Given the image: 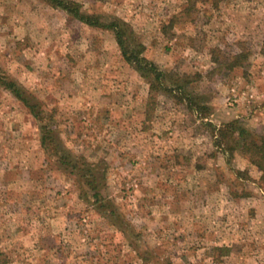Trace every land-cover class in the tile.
<instances>
[{"label": "rangeland", "instance_id": "obj_1", "mask_svg": "<svg viewBox=\"0 0 264 264\" xmlns=\"http://www.w3.org/2000/svg\"><path fill=\"white\" fill-rule=\"evenodd\" d=\"M74 1L128 24L161 69L201 72L214 124L239 119L264 134V0L216 10L188 0ZM234 56L241 68L205 77ZM0 70L52 115L72 153L105 169L115 215L130 230L81 201L46 159L32 116L0 87V264H264V195L213 156L184 108L162 96L149 107L148 86L111 32L43 0H0ZM232 167L259 176L237 156Z\"/></svg>", "mask_w": 264, "mask_h": 264}, {"label": "trees", "instance_id": "obj_2", "mask_svg": "<svg viewBox=\"0 0 264 264\" xmlns=\"http://www.w3.org/2000/svg\"><path fill=\"white\" fill-rule=\"evenodd\" d=\"M191 1L216 10L224 0H188L187 3ZM43 2L50 8L65 13L71 20L91 28L111 32L124 62L148 86L149 107H153L157 97L162 96L174 105L184 108L192 116L194 122H198L199 128L209 136L214 148L213 156L223 157L227 168L237 180L251 182L264 195V134L258 133L239 119L220 125L214 124L210 120L214 111L212 105L214 96L211 89H199L204 80L201 72L180 75L161 69L143 55L145 47L131 27L115 16L85 11L83 5L74 0H43ZM194 3L188 5L185 12L193 10ZM174 21L176 20L171 19L170 23L173 24ZM215 52L220 51L213 50L211 53ZM261 55H264V43ZM243 60L241 56H234L227 68L216 71L214 67L205 74V77L217 75L223 71L227 72L229 69L241 68ZM212 62L218 65L217 58ZM0 87L8 91L32 116L39 131L40 148L53 169L72 179L79 190V198L87 204V207H91V211H94L100 218L111 220L113 226L128 236L130 230L123 225L119 215H115L114 200L110 199L106 192V172L105 169H100V163H90L84 156L72 153L61 138L52 115L38 105L31 93L26 92L1 70ZM235 156L247 161L255 168L259 174L256 180L251 179L247 172L232 167ZM215 249L220 251L224 248L216 247Z\"/></svg>", "mask_w": 264, "mask_h": 264}]
</instances>
